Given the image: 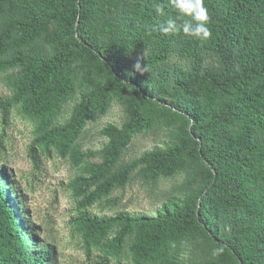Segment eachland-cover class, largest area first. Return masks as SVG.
<instances>
[{
    "label": "trees",
    "instance_id": "obj_1",
    "mask_svg": "<svg viewBox=\"0 0 264 264\" xmlns=\"http://www.w3.org/2000/svg\"><path fill=\"white\" fill-rule=\"evenodd\" d=\"M205 6L212 36L201 41L161 33L159 25L176 15L169 0H0V70L23 72L13 97L0 104L5 121L17 104L37 121L34 160L35 146L65 158L114 97L125 106L127 123L104 130L103 162L86 163L69 184L85 264L120 263L129 242L134 264H264V0H205ZM151 48L148 61L134 63L135 53ZM175 53L188 64L170 73L166 60ZM205 55L214 60L210 66ZM74 63L86 86L99 85L63 125H54L76 93ZM163 125L175 127L170 144L121 165L136 136ZM198 163L204 167L187 186L198 185L155 216L101 218L90 211L135 172L155 183ZM15 189L23 193L0 166V264H54L53 249L22 220L20 202L12 205L8 192ZM183 241L201 253L178 261L171 252Z\"/></svg>",
    "mask_w": 264,
    "mask_h": 264
},
{
    "label": "rangeland",
    "instance_id": "obj_2",
    "mask_svg": "<svg viewBox=\"0 0 264 264\" xmlns=\"http://www.w3.org/2000/svg\"><path fill=\"white\" fill-rule=\"evenodd\" d=\"M54 26L49 28L52 31ZM44 52L49 53L45 47ZM153 49L137 52L134 63L148 61ZM155 52V51H154ZM153 52V54H154ZM214 63L210 55H205L204 65ZM133 64V63H132ZM169 72L177 67H186L187 59L175 54L166 60ZM134 65V64H133ZM153 80L155 72L147 69ZM23 72L20 68L0 70V100L12 98L16 92V82ZM73 80L76 93L64 105L54 125H63L71 116L74 106L83 96L95 89L99 82L88 87L84 84V72L79 63L73 64ZM128 118L121 99L114 97L103 116L88 122L81 135L63 158L57 152L50 156L35 146L37 159L31 157V146L37 137V121L28 116L22 104L14 105L8 121H5L0 104V166L7 168L15 182L20 183L23 193L16 190L8 192L15 207L16 199L27 215L22 220L29 223L37 235V242L53 249L54 264H85L88 260L79 233L74 228L73 217L77 214L78 203L69 188L70 182L83 175V166L89 162L102 163L103 150L108 143L104 130L109 126L122 127ZM174 126H161L136 136L121 159V165L139 158L154 148H164L172 142ZM203 164L188 166L171 177L160 178L153 183L137 172L132 175L125 188L115 189L109 196L99 200L90 211L98 217H115L120 212L132 215L155 216L165 203L182 201L187 193L198 185L187 184L194 179ZM25 196V197H23ZM16 208V207H15ZM201 253L198 244L183 241L172 248L171 254L180 262H187L194 254ZM99 252L92 255L96 259ZM110 264H134L130 242L121 262L113 258Z\"/></svg>",
    "mask_w": 264,
    "mask_h": 264
},
{
    "label": "clouds",
    "instance_id": "obj_3",
    "mask_svg": "<svg viewBox=\"0 0 264 264\" xmlns=\"http://www.w3.org/2000/svg\"><path fill=\"white\" fill-rule=\"evenodd\" d=\"M176 15H168L159 25V30L164 35H176L183 33L186 36L207 41L212 36L209 25V13L205 6V0H169ZM157 14L164 16L165 10L161 5L155 8ZM136 69L145 71L139 64Z\"/></svg>",
    "mask_w": 264,
    "mask_h": 264
}]
</instances>
